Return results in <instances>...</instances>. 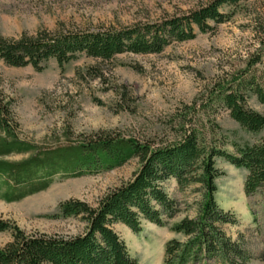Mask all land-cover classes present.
<instances>
[{"label":"trees","instance_id":"1","mask_svg":"<svg viewBox=\"0 0 264 264\" xmlns=\"http://www.w3.org/2000/svg\"><path fill=\"white\" fill-rule=\"evenodd\" d=\"M241 1L209 0L156 23L60 28L55 32L41 29L19 38L0 35V60L9 66L30 65L43 71L47 62L55 59L63 71L67 64L86 56L97 61L87 73L102 79L105 72L101 65L117 55L161 53L174 41L195 38V27L206 33L214 28L210 22L228 21L230 16L222 8ZM261 32V49L243 70L218 77L205 93L182 104L165 128L153 135L135 137L117 130H100L84 134L78 141L45 147L19 137L11 102L0 99V199L6 202L45 190L57 175L79 177L112 170L134 158L139 162L133 177L106 193L97 205L80 199L58 204L52 217H78L86 224L82 233L27 232L13 221L0 219V232L11 233V239L0 246V264H141L131 256L113 225L122 223L134 232L141 229L144 220L164 226L166 218L179 211L176 200L163 186L170 179H175L180 189L200 185L202 198L196 217H185L171 227L186 239L166 243L162 264H206L211 259L223 264H246L250 254L223 228L237 220L215 199V180L223 175L216 160L223 158L246 170L245 194L254 195L264 188V135L254 143H236L234 152H230L216 113L227 110L250 134L264 132V111L249 105L255 95L264 106V86L252 73L255 66H264V26ZM15 154L26 157L17 161L7 158ZM260 259L264 261V252Z\"/></svg>","mask_w":264,"mask_h":264},{"label":"rangeland","instance_id":"2","mask_svg":"<svg viewBox=\"0 0 264 264\" xmlns=\"http://www.w3.org/2000/svg\"><path fill=\"white\" fill-rule=\"evenodd\" d=\"M207 1L0 0V35L19 38L41 29L55 32L60 28H119L156 23ZM222 12L230 16L228 21L210 22L214 28L206 33L195 27V38L174 41L161 53L117 55L101 65L105 72L102 79L91 78L87 73L97 61L86 56L67 64L63 71L55 59L49 60L43 71L30 65L9 66L0 60V99L11 102L19 137L45 147L78 141L84 134L100 130H117L135 137L161 132L182 104L205 93L218 77L243 70L252 55L260 51L264 0H243L235 6H224ZM252 73L264 86V66H255ZM249 105L264 111L255 95ZM216 120L230 152H234V144L254 143L264 135L246 132L227 110H219ZM24 157L15 154L7 158L17 161ZM216 167L223 175L215 180V199L237 220L224 225V231L250 254L246 264H264L260 259L264 252V188L247 196L246 170L223 158L216 160ZM138 169V159L134 158L96 174L57 175L45 190L18 201L0 199V219L13 221L27 232L82 233L86 224L78 217H52L58 204L80 199L95 206L110 190L129 181ZM163 186L179 208L173 217L166 218L164 226L144 220L141 229L134 232L125 224L113 225L131 256L141 264H162L166 243L186 239L171 227L185 217H196L202 198L198 184L180 189L176 180L170 179ZM10 239L9 231L0 232V246ZM206 264L223 263L211 259Z\"/></svg>","mask_w":264,"mask_h":264}]
</instances>
